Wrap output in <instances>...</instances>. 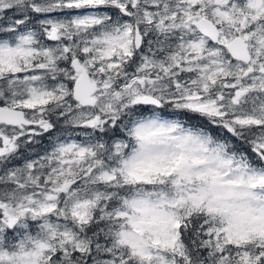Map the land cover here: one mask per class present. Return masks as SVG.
Listing matches in <instances>:
<instances>
[{
	"label": "snow or ice",
	"instance_id": "obj_1",
	"mask_svg": "<svg viewBox=\"0 0 264 264\" xmlns=\"http://www.w3.org/2000/svg\"><path fill=\"white\" fill-rule=\"evenodd\" d=\"M0 264H264V0H0Z\"/></svg>",
	"mask_w": 264,
	"mask_h": 264
}]
</instances>
